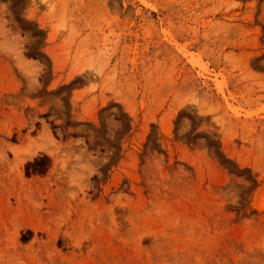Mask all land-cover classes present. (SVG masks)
<instances>
[{
	"label": "rangeland",
	"instance_id": "374dc122",
	"mask_svg": "<svg viewBox=\"0 0 264 264\" xmlns=\"http://www.w3.org/2000/svg\"><path fill=\"white\" fill-rule=\"evenodd\" d=\"M0 264H264V0H0Z\"/></svg>",
	"mask_w": 264,
	"mask_h": 264
},
{
	"label": "trees",
	"instance_id": "16d2710c",
	"mask_svg": "<svg viewBox=\"0 0 264 264\" xmlns=\"http://www.w3.org/2000/svg\"><path fill=\"white\" fill-rule=\"evenodd\" d=\"M46 157L40 158V159H36L34 160L32 163H27L26 166L32 167V169L38 173H42V165L43 163L46 161Z\"/></svg>",
	"mask_w": 264,
	"mask_h": 264
}]
</instances>
